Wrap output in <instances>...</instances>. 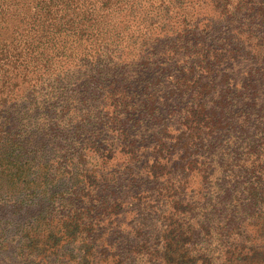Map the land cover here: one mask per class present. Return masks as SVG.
Instances as JSON below:
<instances>
[{"label": "trees", "instance_id": "1", "mask_svg": "<svg viewBox=\"0 0 264 264\" xmlns=\"http://www.w3.org/2000/svg\"><path fill=\"white\" fill-rule=\"evenodd\" d=\"M0 264H264V0H0Z\"/></svg>", "mask_w": 264, "mask_h": 264}]
</instances>
